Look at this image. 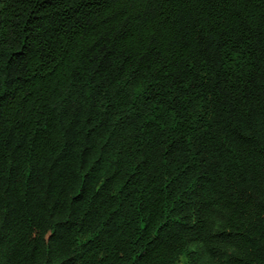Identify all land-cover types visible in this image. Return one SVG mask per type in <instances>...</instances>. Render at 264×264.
<instances>
[{"label":"trees","instance_id":"trees-1","mask_svg":"<svg viewBox=\"0 0 264 264\" xmlns=\"http://www.w3.org/2000/svg\"><path fill=\"white\" fill-rule=\"evenodd\" d=\"M264 264V0H0V264Z\"/></svg>","mask_w":264,"mask_h":264},{"label":"rangeland","instance_id":"rangeland-1","mask_svg":"<svg viewBox=\"0 0 264 264\" xmlns=\"http://www.w3.org/2000/svg\"><path fill=\"white\" fill-rule=\"evenodd\" d=\"M218 264H226V263H225V261H224L223 259H220V260L218 261Z\"/></svg>","mask_w":264,"mask_h":264}]
</instances>
